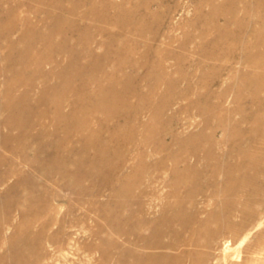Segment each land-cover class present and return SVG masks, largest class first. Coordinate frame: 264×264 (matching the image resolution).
I'll return each instance as SVG.
<instances>
[{
  "label": "bare ground",
  "instance_id": "1",
  "mask_svg": "<svg viewBox=\"0 0 264 264\" xmlns=\"http://www.w3.org/2000/svg\"><path fill=\"white\" fill-rule=\"evenodd\" d=\"M126 1L0 0V7H9L6 15L10 18L7 25H0V40L7 41V46L0 50V85L1 76H4L3 83L7 87L1 93L4 98L0 103V132L4 128L6 133H0V146L17 154L23 147L41 144L45 149L39 154L46 157L45 166L50 170L61 160H73L77 163L76 172L90 178H95L91 161L92 165L95 161L105 162V168L102 169L104 172L118 170L125 173L133 161L132 155H136L134 175L138 177L142 174L152 181L143 185L133 178L134 175H128L126 180L129 183L121 186L120 191L127 194H133L138 189L139 199L136 204L143 214L140 217L126 218L124 223V219L120 221L127 240L142 249L126 252L134 254V264H202L207 260L208 254L195 250L194 247L214 248L235 240L241 228L235 222V213L251 210L250 203H242L239 198L245 191L247 193L249 188L246 187L251 181L264 177V170L261 168L264 164V148L259 147V143L264 144V117L261 116L264 108L257 110L253 118L256 124L248 127L246 137L242 136L238 127L241 122L236 117L239 109L232 102L228 104L226 93L223 97L228 101L221 103L218 110L230 113L228 117L200 110L191 114L186 105L182 110L188 115L182 119L178 115L181 108L174 107L180 102H172V96L163 98L161 91L164 87L173 89L176 85H188L192 79L201 83L203 77L199 74L192 75L191 71L181 73L179 63L171 66L165 64L163 57L170 55L165 54L159 45H146L157 58L150 60L141 55L133 59L134 54L138 53L137 47L127 46L129 43L125 42V37H118L125 26L124 18L132 17V12L124 7ZM142 1L147 6L152 2ZM237 11H240L239 7L223 12L227 22L238 20L235 19V16L238 17ZM257 13V17L263 22L256 31L261 37L264 35V12L261 15L258 9ZM49 22L53 23L51 29ZM242 30L238 26L224 37L228 40ZM140 32L144 40L153 39V35L146 32V29L141 28ZM43 33L45 34L41 35ZM53 34L79 37L85 43L75 48L65 41L55 53L53 43L44 40ZM105 35H109L110 39H97L98 36ZM207 36H201L204 42L209 41ZM37 38L43 40L40 50L34 49L30 42V39ZM173 42H177L176 38H173ZM254 44L247 61H236L235 72L244 70V73L236 77L233 83L248 78L249 82L264 87L263 76L253 79L248 76L251 69L264 70V42L255 40ZM97 48L103 49V53H97ZM145 68L149 72L137 75ZM130 70H134L135 75L139 76L142 86L150 88L149 93L137 92L138 85L134 84L133 76L128 74ZM230 80V77L225 79L224 86ZM79 81H87L86 85L93 86L95 92L86 94L80 91L75 87V83ZM37 90L39 94L35 95ZM169 93L172 94L171 91ZM128 97H136V103L126 101ZM190 97L188 94L186 99L189 100ZM86 103L94 105L89 107ZM47 104L50 105L49 108L53 106V109L50 110ZM195 116L203 118V126L199 125L198 132L184 135L180 129L197 125L191 121ZM145 117H149V121ZM48 118L52 119L50 128L43 122ZM99 118H102L100 127H95L94 119ZM119 119H123V123L114 125L118 139L95 141L104 126H111L108 121ZM36 120L39 122L35 125ZM66 120L70 124L64 126L62 132H57V123ZM167 123L174 124L173 131L165 129ZM33 128L38 129L37 133L32 131ZM14 131L20 132V136L14 137ZM145 131L150 135L146 136ZM53 141H57V145L48 147ZM107 144L126 146L119 152L110 150ZM230 144L231 148L228 147ZM128 145L131 146L127 148ZM176 146L189 159L186 161L187 177L180 173L170 179L171 190L166 195L168 200L161 207L160 217L153 218L150 212L154 207L145 198L155 191L153 184L156 183V174L152 175L148 171L153 168L158 175L168 160L160 157L159 162L149 165L143 156L148 153L153 158L165 153L170 157L173 171L178 164V156L182 155L180 150L178 152L174 149ZM91 153L94 156L89 159ZM119 164L121 166L118 168ZM0 167H5V171L0 173V185L7 183L11 176L20 175L16 162H9L3 156L0 158ZM101 182L106 183L104 180ZM207 190L210 191L209 194L206 193ZM218 193L223 197L221 205L215 212L202 217L204 209L199 197L213 198ZM173 197L176 199L172 200ZM52 222L50 220L42 224L38 234L31 239V245L37 240L41 241L54 223L61 224ZM52 239L56 238L49 236V240ZM15 256L20 258L23 252L17 251ZM122 258L116 259V263L125 264L127 259ZM27 263L37 264L38 259H29Z\"/></svg>",
  "mask_w": 264,
  "mask_h": 264
},
{
  "label": "rangeland",
  "instance_id": "2",
  "mask_svg": "<svg viewBox=\"0 0 264 264\" xmlns=\"http://www.w3.org/2000/svg\"><path fill=\"white\" fill-rule=\"evenodd\" d=\"M124 7L132 12V17L124 18L125 26L118 37H125V42L129 43L127 46L137 47L138 53L134 54L133 59L141 55L150 60L157 58V55L148 50L146 45H159L164 49L165 54L170 55L167 58L163 57L165 64L171 66L179 63L181 73L191 71L192 75L199 74L203 77L201 83L192 79L188 85H176L173 89L164 87L161 91L163 98L172 96V102L173 100L180 102L174 106L175 109L181 108L178 115L185 119L188 114L182 109L188 105L191 114L200 110L228 117L230 113L218 110L221 103L228 101L223 97L226 93L229 98L228 104L232 102L239 109L236 117L241 122L238 127L242 136L246 137L248 127L256 124L253 118L257 110L264 108V87H258L249 82L248 78H242L233 83L236 77L244 73V70L236 73L235 66L236 61L245 62L250 58V51L255 46V40L264 42V35L260 37L256 32L263 23L257 17V12L259 9L261 15L263 14L264 0H152L149 6L142 0H127ZM233 7H239L240 11L236 14L238 17L235 16L238 20L227 22L223 12L227 13ZM8 10V6L0 7L2 13L0 25L9 23L10 18L6 15ZM152 21L155 23L153 24ZM48 25L49 29L53 28V23L49 22ZM238 26L243 29L242 32L226 40L225 34L235 31ZM141 28L151 33L153 39L144 40L140 35ZM205 34L208 35V42H204L201 38V36L205 38ZM173 38H176L177 42L174 43ZM97 39L106 41L110 39V36H98ZM44 40H50L53 43L55 53L65 41L75 48L85 43V40L79 37H60L56 34L49 35L48 39ZM30 42L34 49H42L43 40L40 38L30 39ZM6 46L7 41L1 39L0 48ZM96 52L101 54L103 49L97 48ZM55 59H57L56 56ZM146 72L149 70L145 68L137 75ZM128 74L133 76L134 84L138 85V93H149L150 88L141 85L139 76L135 75L134 70L128 71ZM259 75L264 77V70L251 69L248 76L253 79ZM228 77L231 80L224 86L223 81ZM4 79L5 77L1 76L0 95L7 88L3 83ZM86 83L87 81H79L75 83V87L86 94H93L94 87H88ZM170 91L172 94L169 93ZM38 94L37 90L35 95ZM188 94L191 95L189 100L186 99ZM1 96L0 103L4 94ZM126 101L136 103L137 100L136 97H128ZM86 104L89 107L94 105L93 103ZM46 106L49 108L50 105ZM51 108L53 109V106L49 109ZM66 111H69V108H66ZM261 116L264 117V114ZM51 120L48 118L43 122L50 128L52 127ZM97 120L94 119V126L100 127L102 118ZM145 120L149 121V117H145ZM191 121L197 125L181 128L180 131L184 135L198 132L199 125L203 126L204 123L201 116H195ZM38 122L36 120L35 125ZM122 123L123 119L108 121V125L111 126H104L101 135H98L95 141L118 139L119 135L114 130V125ZM57 124L56 131L62 132L63 127L69 125L70 122L66 120ZM165 129L173 131L174 124H165ZM229 129L232 130V127L229 126ZM37 130V128L32 129L34 133H37ZM1 131V134L6 133L4 128ZM144 134L150 135L148 131ZM12 135L18 137L20 132L14 131ZM258 140L263 142L260 138ZM56 145L57 141H53L48 147ZM123 146L125 148L126 144H107V148L119 152L122 151ZM130 146L128 145L127 148ZM228 147L231 148V144ZM259 147L264 148V144L259 143ZM43 149L45 148L41 144H36L23 147L17 154H13L11 149L0 146V158L3 156L9 162H16V167L20 171L19 176L18 174L11 176L7 183L0 185V264H28L29 259H38L37 264H117L116 259L120 257L127 259L125 264H134V254L126 251L133 249L137 252L142 249L127 240L122 232L120 221L124 219L122 222L124 223L126 218L143 215L136 204L139 191L135 189L133 194H127L120 189L122 185L126 186L129 183L126 180L127 176H133L135 173L134 157L136 155H132L133 161L125 172L126 174L118 170L104 172L102 169L105 168V162L95 161L92 165V161L90 163L88 160L87 164L90 163L93 168L95 179L77 173V163L73 160H61L50 170L45 166L46 157L39 154ZM174 149L178 152L180 150L182 155L178 156V164L173 171L170 157H167L165 153L155 155L153 158L148 153L143 156L144 161H148L149 165L159 162L160 157L168 160L167 165L161 167L162 171L160 170L158 175L152 170L153 168H149L148 171L152 175L156 174L154 179L156 183L153 184L155 191L145 198L154 207L150 212L153 218L160 217L161 207L168 200L166 195L171 190L170 179L180 173L187 177L185 175L186 161L189 159L183 156L185 152L179 146ZM93 156L94 153H91L89 159ZM120 166L119 164L118 168ZM261 168L264 170V164ZM4 171L5 167H0V173ZM141 175L138 177L134 175L133 178L143 185H148V181H152ZM205 179L208 181V177ZM102 180L106 183L103 184ZM223 180L221 176V181ZM251 182L246 187V189L249 188L247 193L245 191L239 198L242 203H250L251 210L236 212L234 215L235 222L241 225L239 235L235 240L214 248L194 247L195 250L208 254L207 260L202 264H264V177ZM206 193L209 194L210 191L207 190ZM222 198L220 193L213 198L200 196L199 200L204 209L202 217L215 212L221 205ZM175 199V197L172 198V200ZM50 220L61 224L54 223L51 228L47 229L41 241L37 240L31 245V239L38 234L42 224ZM49 236H54L56 239H52L51 242ZM20 250L23 256L17 258L15 255Z\"/></svg>",
  "mask_w": 264,
  "mask_h": 264
}]
</instances>
